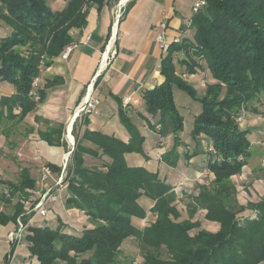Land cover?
<instances>
[{"label":"trees","instance_id":"trees-1","mask_svg":"<svg viewBox=\"0 0 264 264\" xmlns=\"http://www.w3.org/2000/svg\"><path fill=\"white\" fill-rule=\"evenodd\" d=\"M112 1L69 0L62 10L54 11L47 0H0V21L14 29L12 37L0 40V81H8L16 88L13 95L0 98V119L23 120L36 107L29 91L41 63L51 65L73 43L70 31L87 24L90 6L97 4L101 9ZM192 26L194 39L170 45L161 65L164 81L146 90L144 99L148 112L160 116L161 129L168 119L174 123L175 145L163 155V160L172 166L178 163L177 147L184 130L174 86L202 104L191 135H205L212 141L215 153L208 168L214 180L201 185L189 217L181 219L173 186L157 172L128 164L126 154L130 152L147 158L145 136L120 107V118L130 140L86 130L76 141L67 168L66 203L83 210L95 226L81 235L65 232L61 224L56 228L28 226L29 250L40 264H120L122 245L129 237L138 240L144 264L264 262V196L257 202L242 204L232 180L233 175L242 173L251 147L249 130L243 129L235 117L250 101L258 100L264 105V0H207V5L193 15ZM26 44L32 50L23 56L18 46ZM182 50L188 56L183 61L189 73H196L199 66L194 55L205 60L215 79L202 97L176 72L175 54ZM44 97L41 91V100ZM62 133V127H55L40 135L55 144L61 142ZM84 141L92 142L94 147ZM86 153L111 160L87 166ZM35 188L36 179L27 168L22 169L17 181L0 179V205L18 198L12 212L0 209V224L16 223L19 217L29 221L34 212L26 213L24 202L32 198L31 190ZM142 196L154 201L151 211L156 219L139 228L132 219L147 216L139 201ZM199 207L206 209V219L219 224L217 231L202 228L199 220H193ZM251 209L259 211L257 218L247 214L241 218Z\"/></svg>","mask_w":264,"mask_h":264},{"label":"crops","instance_id":"crops-1","mask_svg":"<svg viewBox=\"0 0 264 264\" xmlns=\"http://www.w3.org/2000/svg\"><path fill=\"white\" fill-rule=\"evenodd\" d=\"M47 1L54 11H58L62 10L69 0ZM196 1L129 0L118 24L116 42L118 54L106 69L102 65V55L111 34L115 6L113 3L104 4L101 9L97 4L90 6L87 24L84 27L72 28L70 31L73 38L70 55L56 56L52 64L45 66L41 71L40 89L45 93L43 100L37 102L36 107L23 120L1 117L0 179L19 180L22 169L27 168L36 179V188L31 190V197L38 198L37 184L41 182L39 159L56 175L67 159L70 162L76 141L82 139L86 130L114 135L125 142L130 140L131 135L119 114L120 107H123L132 122L145 136L144 150L147 154L146 158L141 153H127L128 164L144 166L149 171L157 172L162 179L171 184L177 195L176 203L182 214L181 219H187L189 217L187 208L192 207L195 201H193L194 204L182 203L181 200L186 196L185 194L195 197L200 192L201 185L209 184L214 180V174L208 168V162L214 158V153L209 150L212 141L205 135L197 138L191 135L185 138L183 130L180 133L182 145L178 147L180 157L177 165L172 166L165 162L163 155L174 147L175 136L171 130L166 134L162 131L164 129L157 130L160 116L148 112L144 92L164 81L161 65L167 53L162 50L157 41L158 24L164 18L167 19L166 36L170 40L177 35H182V44L193 40L195 29L192 25L187 26L186 22L194 15L193 5ZM10 30L9 26L0 23V39L9 35ZM186 58L188 56L184 50L176 52L177 71L187 72V65L183 61ZM193 59L206 66L204 59L200 60L194 55ZM189 60L192 61V58ZM99 69L103 72L95 84V94L100 99L97 112L74 120L73 110L81 101L88 84ZM202 69L206 73L208 71L209 74L206 75L211 78L210 82L214 80L208 68L203 66ZM197 70L192 74L190 81L195 86L202 83L203 77L200 74L201 69L197 67ZM15 92L16 88L12 83L0 81V98L11 96ZM197 95L202 97L204 94ZM174 96L184 116V123L186 116L183 113V106L188 107V114L191 115L190 119L194 123L195 116L202 110L199 106L200 102L195 99L189 101L188 96L180 93L182 102L180 103L175 90ZM259 109L262 113L258 110L249 112L242 126L243 129L249 130L251 147L256 146V151L253 152L250 147L247 164L243 167L242 173L232 176L234 183L236 179L242 181V185L235 183L240 194L246 193L245 198L238 195L239 202L242 204L248 201L257 202L261 196H264V129H261L264 125V107ZM16 112H19V109ZM55 127H62V139L60 143L52 144L42 138L40 132ZM7 144H9L10 153L17 151L21 156L17 158L9 152H3ZM84 144L94 147L90 141H84ZM84 158L87 166H100L103 162L111 160L107 156L95 158L88 153L84 155ZM247 186L249 192L245 189ZM68 195V184H66L59 190L58 200L49 205L48 214L43 216L34 213L30 218L29 226L56 228L61 224L65 232L78 235H81L85 229L93 228L95 224L83 210L67 205ZM139 201L147 210V215L152 212L151 208L154 205L152 199L142 196ZM206 212V209L199 207L193 220H199L202 228L217 231L219 224L206 219ZM142 220L143 218L138 217L132 219L134 225L139 228H144L141 226ZM14 226V222L7 225L0 224V264H8L10 261L12 252L6 238ZM12 254V261L16 264H40L37 257L31 255L26 236Z\"/></svg>","mask_w":264,"mask_h":264},{"label":"built area","instance_id":"built-area-1","mask_svg":"<svg viewBox=\"0 0 264 264\" xmlns=\"http://www.w3.org/2000/svg\"><path fill=\"white\" fill-rule=\"evenodd\" d=\"M127 1L125 3L122 2V0L118 3L114 10V22L111 29V34L108 39L107 45L104 49L103 55H102V65L106 69L108 66H110L113 61L116 59L118 50L116 47L117 37H118V24L121 19V17L124 14V7L127 4ZM207 5V0H197L193 5V12L194 14H197L200 12L205 6ZM187 26L192 25V19L188 20L186 22ZM168 28V21L166 18H164L159 24H158V34H157V41L159 42L162 50L167 53L169 50V47L173 43L182 44L183 38L182 35H177L172 40H170L166 36V29ZM73 45H69L64 52L62 53L64 57H68L72 51ZM44 64L41 63L40 66V73L43 70ZM103 70L99 69L97 73L95 74L93 80L88 84L85 94L82 97L81 101L78 103V105L73 110V119L75 120L78 117H86L89 115H92L97 112L98 106L100 104L99 97L95 94V84L98 79V77L101 75ZM40 73L33 78L31 89L29 91L30 97L35 102H40L41 100V89H40V83H41V75ZM245 114L240 111L239 115H237V121H243ZM157 128L160 129L161 125L158 124ZM73 142V141H72ZM210 151H215L213 146H210ZM68 159L63 164L61 171L58 174H54V172L51 170L49 166H44L42 170V176L41 180L42 182H47L48 179H51L52 182H49L43 185V192L42 194L34 199L32 201V198L27 200L25 203L27 205L26 207V213H37L41 215H47L49 211V205L52 202H55L59 198V190L68 184L67 181V175H68ZM7 191V190H6ZM29 206V207H28ZM33 213V214H34ZM252 218L256 217V213H254ZM29 221L26 223L23 221L21 217L18 218L17 222L15 223V226L12 230H10L7 234V242L9 243L11 247V252L13 247H17L20 242L23 240V238L26 236L28 232V226ZM12 253L10 254V261L8 264H16L12 261Z\"/></svg>","mask_w":264,"mask_h":264},{"label":"rangeland","instance_id":"rangeland-1","mask_svg":"<svg viewBox=\"0 0 264 264\" xmlns=\"http://www.w3.org/2000/svg\"><path fill=\"white\" fill-rule=\"evenodd\" d=\"M121 0H113L112 1V3L114 4V6H115V8H116V6L118 5V3L120 2ZM129 1V0H128ZM127 1V2H128ZM192 19V18H191ZM0 23H4V24H6L7 26H9L10 27V33H9V35H7V36H5V37H3V38H10V37H12V35H13V32H14V29H13V27L12 26H10L8 23H6L5 21H0ZM2 38V39H3ZM1 40V39H0ZM18 48L20 49V51H21V54L23 55V56H27L30 52H31V45L30 44H26V45H23V46H18ZM203 58H200V60H202ZM203 66L205 67V68H207L204 64L202 65V64H200L199 63V68L201 69V71H200V74L203 76L202 78H201V81H202V83H200V85L198 86H195V85H193L192 84V86L194 87V89L196 90V94H199V95H205V93H206V90H207V85L209 84V83H213V82H215V79L214 80H212L211 82L209 81V80H211V78H209V76L208 75H206V74H209L208 73V71H207V73H206V71L204 70V69H202L203 68ZM43 67H45V65L43 66ZM180 68V67H179ZM44 69V68H43ZM186 69H187V72H182L181 73V71H176L177 72V74L183 79V80H185L186 82H188V83H190V81L192 80L191 78H192V74H194V73H189L188 72V67H186ZM185 69V70H186ZM178 70V69H177ZM179 70H181V69H179ZM198 71V70H197ZM205 71V72H204ZM211 73V72H210ZM191 84V83H190ZM175 89V92H176V94L178 95V98H177V100L180 102V103H182L181 102V98H180V93H183L184 95H186V96H188V100L189 101H192L194 98L192 97V96H190L187 92H185V91H183L182 89H180V88H178L177 86H175L174 87ZM225 89L223 90V95L225 94ZM198 96V95H197ZM196 100V99H195ZM188 101V102H189ZM199 106H200V108L202 109V104L201 103H199ZM260 107H264V105H262L261 104V102L260 101H258V100H254V101H250V102H248V103H246L244 106H242L241 107V112H243L244 114H245V116H244V119L246 118V116L249 114V112L251 113V112H253V111H256V110H258L259 111V113H262V111L259 109ZM183 109H184V112L183 113H185V116H186V120H185V123H184V132H183V134H184V137L186 138V137H191V132H192V130H193V127H194V123L192 122V120L190 119V117H191V115H189L188 114V107H182ZM202 111V110H201ZM200 113V112H199ZM198 113V114H199ZM197 114V115H198ZM239 115V114H238ZM237 116L235 117V120L237 121ZM238 122V124L242 127L243 125H244V120L243 121H237ZM21 128V127H20ZM157 128V127H156ZM161 129V128H160ZM160 129H158L157 128V130H160ZM261 129H264V125L262 126V128ZM171 130V132H173V134H174V123H173V121L171 120V119H168V120H166L165 122H164V132H165V134L168 132V131H170ZM174 136H175V134H174ZM253 137V136H252ZM181 138V137H180ZM174 140H175V137H174ZM184 143V142H183ZM180 145H182V140H181V143L178 145V147L180 146ZM149 146V145H148ZM210 146H213V145H210ZM210 146H209V148H210ZM178 147H177V150H178ZM214 147V146H213ZM9 144H7L6 145V147L4 148V151L3 152H9ZM210 150V149H209ZM251 150L253 151V152H255L256 151V146H252L251 147ZM212 153H215V151H211ZM252 152V155L254 154ZM258 152V151H257ZM10 153V152H9ZM10 154H12L13 156H15V157H17V158H19L20 156H21V154L20 153H18L17 151H14V152H11ZM39 161V165H38V167L40 168V172H39V174H40V176H39V179H40V184H37V186H38V190H39V196L42 194V192H43V185L44 184H46V183H48V181L49 182H52V180L51 179H48L47 180V182H42V180H41V175H42V170H43V166H44V162H42L40 159L38 160ZM92 162H93V159H92ZM91 162V163H92ZM241 174V173H240ZM237 175V174H236ZM234 176V175H233ZM15 181V180H14ZM17 181V180H16ZM235 183L237 184V185H242V181L241 180H237L236 179V181H235ZM245 189L249 192V188H248V186L247 187H245ZM242 190V189H241ZM5 192L7 193L8 191H6L5 190ZM7 194H9V193H7ZM240 194V192H238V190H237V198H238V195ZM37 195V194H36ZM186 196H184V198L181 200L182 201V203H184V202H192L193 203V201L195 200V197L194 196H190L189 194H185ZM243 196V198H245L246 197V193L245 192H241V194H240V196ZM197 196V195H196ZM31 197V196H30ZM262 197V196H261ZM36 197H34V198H32V200H34ZM29 199H31V198H29ZM239 200V199H238ZM17 201H18V198L17 197H15L14 199H13V201H12V203L11 204H5V203H2L1 205H0V209H2V208H4V209H6V210H8L9 212H12L13 211V209H14V205L17 203ZM194 204V203H193ZM24 205H25V210H26V207H27V205H26V203L24 202ZM29 207V206H28ZM184 210V209H183ZM187 213L190 215V206H188V208H187ZM254 213H256V217H254V218H252L251 216L254 214ZM250 215V217L252 218V219H255V218H257L258 217V214H259V211L257 210V209H251V210H247V212H244L243 214H241L242 215V217L241 218H243V217H245V215ZM244 215V216H243ZM155 213L154 212H150L148 215H147V218L145 219V218H143V220L141 221V226H143V227H145V226H147L150 222H152L154 219H155ZM126 241V243L124 244L123 243V245H122V251H121V254L119 255V260H120V263L121 264H144V258L142 257V250H141V246L139 245V243H138V240L135 238V237H130V238H128V240H125ZM125 259V260H124ZM124 261V262H123ZM62 263V262H61ZM60 263V264H61Z\"/></svg>","mask_w":264,"mask_h":264},{"label":"bare ground","instance_id":"bare-ground-1","mask_svg":"<svg viewBox=\"0 0 264 264\" xmlns=\"http://www.w3.org/2000/svg\"><path fill=\"white\" fill-rule=\"evenodd\" d=\"M123 3L126 2V0H122ZM69 136L71 137V139L73 140V137L69 134Z\"/></svg>","mask_w":264,"mask_h":264}]
</instances>
